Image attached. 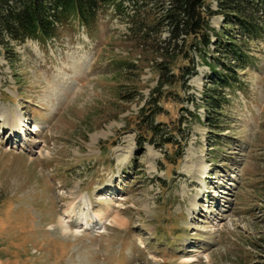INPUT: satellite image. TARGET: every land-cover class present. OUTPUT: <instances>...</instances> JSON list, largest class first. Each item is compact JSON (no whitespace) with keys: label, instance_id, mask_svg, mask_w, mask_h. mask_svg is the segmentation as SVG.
<instances>
[{"label":"rangeland","instance_id":"374dc122","mask_svg":"<svg viewBox=\"0 0 264 264\" xmlns=\"http://www.w3.org/2000/svg\"><path fill=\"white\" fill-rule=\"evenodd\" d=\"M11 45L0 43V264H264V38L226 89L219 131L197 106L210 68L197 57L198 73L153 107V55L137 60L112 8ZM150 109L171 142L144 139Z\"/></svg>","mask_w":264,"mask_h":264},{"label":"trees","instance_id":"16d2710c","mask_svg":"<svg viewBox=\"0 0 264 264\" xmlns=\"http://www.w3.org/2000/svg\"><path fill=\"white\" fill-rule=\"evenodd\" d=\"M214 1L216 7L209 0H0V43L8 48L28 39L52 38L72 18L90 27L101 11L112 8L113 14L128 24L130 39L143 52L137 60L144 53L153 55L151 66L159 74L153 107L159 108L165 85L178 80L187 85L198 73L197 57L210 68L197 106L205 108L209 125L219 131L226 89L242 85L239 71L252 59L247 47L264 38V0ZM218 15L223 17L220 29L211 23ZM158 112H143L139 126L152 133L150 138L144 136L145 140L162 146L171 142V134L155 121Z\"/></svg>","mask_w":264,"mask_h":264},{"label":"bare ground","instance_id":"6f19581e","mask_svg":"<svg viewBox=\"0 0 264 264\" xmlns=\"http://www.w3.org/2000/svg\"><path fill=\"white\" fill-rule=\"evenodd\" d=\"M12 126V125H11ZM34 129H38V126H36ZM64 229H67L68 228V226H66V225H64V227H63Z\"/></svg>","mask_w":264,"mask_h":264}]
</instances>
